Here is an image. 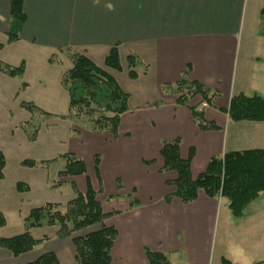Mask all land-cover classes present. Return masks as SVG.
I'll use <instances>...</instances> for the list:
<instances>
[{"label": "crops", "instance_id": "crops-1", "mask_svg": "<svg viewBox=\"0 0 264 264\" xmlns=\"http://www.w3.org/2000/svg\"><path fill=\"white\" fill-rule=\"evenodd\" d=\"M9 2L0 0V42L3 43L0 62L17 66L23 61L24 73L18 78L0 71V108L15 104L22 108V101L32 102L39 108L41 105L57 107L58 104L50 100L49 92L53 87L58 88L59 83L61 85L62 73L67 69L63 68V62L68 61L69 53L73 51L84 54L103 68L105 55L116 45L120 71L124 66L126 74L127 56L132 54L140 60L136 67L137 76L132 79L137 82L140 107L145 108L146 102L150 106L148 110L131 115L123 127L124 115L120 116L118 133L125 142L132 139H129L132 134L128 129L132 133L137 130L130 150L129 146L119 145L118 139L109 134L100 141L99 137L77 129L71 121L72 125H68L69 120L61 118L67 120L69 130L74 131L69 151L73 156L80 158V152L86 153L85 142L102 143L98 151H89L92 157L98 153L101 155L98 158V185L92 186L87 178L85 190L88 183L96 191L103 211L109 213L104 224L117 231L110 249V264H149L145 248L163 253L170 264H210L215 226L218 224L225 232L233 227L226 199L209 198L199 191L195 200L183 203L172 195L174 187L165 183L174 180L176 173L161 171L163 160L159 151L163 142L179 138V156L186 159L192 151L190 172L195 177L205 169L212 156L227 151L264 149V121H232L222 110L238 93L246 96L258 94L264 98V31L258 30L264 22V16L260 15L264 0H23L25 20L19 38L8 43ZM259 45L262 47L257 48ZM51 56L56 62H49ZM183 75L200 84L208 94L215 91L221 102L208 103L195 94L186 95L185 103H179L178 94L173 89ZM22 82L26 84L24 88H21ZM120 88L126 92L122 86ZM128 95L129 103L131 96ZM44 100L49 102L43 104ZM191 107L216 128H199ZM127 111L131 112L130 107ZM47 113H50L47 118L51 128H55L59 119L54 116L60 114ZM20 114L22 118L19 120L11 118V114L5 115V138L12 139L16 131L18 139L24 143L37 144L39 151H51L55 140L50 139V135L45 137V133L54 130H50L49 125L46 127L42 118L36 139L29 141L21 124L28 121L31 114L27 110ZM86 134L92 136L90 141ZM49 140H53L52 143ZM0 151L5 157L4 150ZM49 161L48 158L39 159L32 167L21 164L29 175L24 181H15L13 190H6L4 187L9 186H4L5 157L4 176L0 181V212L5 217V225L0 228V236L16 235L6 232L8 220L2 203L7 194L12 203L28 198L37 177L41 181L40 191L46 195L58 191L65 182L76 188L75 175L61 176V170L56 172V179L52 182ZM145 161L150 162L145 164ZM116 178L121 184L118 190L128 192L125 199L117 195L123 202L120 210H105L101 201H109L112 196H107L104 188L109 191L110 185L115 186ZM17 182L25 184L28 190L17 191ZM85 190L77 191L83 193ZM129 194L134 197L133 201ZM70 199L64 203L46 202L64 205ZM253 203L247 206L241 218L236 219L242 220L245 229L238 230L235 237H221L212 264H221V257L234 264L248 259L253 264L264 259V256L257 258L264 255V238H261L264 234L260 229L263 216L257 209H250ZM43 227L54 229L47 237L56 240L55 246L45 252H53L59 264L66 261L79 264L70 238H58L55 225L31 228L32 236L35 230ZM232 248L236 252L231 251ZM33 249L13 256L0 248V264H27L40 255L32 254Z\"/></svg>", "mask_w": 264, "mask_h": 264}, {"label": "trees", "instance_id": "trees-1", "mask_svg": "<svg viewBox=\"0 0 264 264\" xmlns=\"http://www.w3.org/2000/svg\"><path fill=\"white\" fill-rule=\"evenodd\" d=\"M9 13L11 22L7 32L8 43L19 38V31L25 20L23 0H10ZM260 15L264 16V7L260 10ZM2 47L3 43L0 42V49ZM69 58L72 65L65 69L61 76V85L68 94V108L66 114L59 117L75 124L82 120L83 125L93 131H106L116 136L120 116L128 110V93L120 88L110 73L84 54L73 51L69 53ZM48 60L56 62L52 56ZM126 63L127 76L131 79L136 78V67L140 60L135 55L129 54ZM103 65L121 70L116 45L105 55ZM0 71L9 77L21 78L24 73V62L17 66L0 62ZM25 85L22 82L21 88ZM173 90L178 94L177 101L181 104L185 103L186 95L191 97L195 94H199L202 100L211 102L207 91L197 82L189 81L185 75L176 83ZM20 106L31 114V118L22 123L21 128L27 139L33 141L36 139L42 118L48 117L50 113L43 111L32 102L22 101ZM190 109L199 128H216L214 124L206 122L201 113L192 107ZM222 110L232 121L263 122L264 98L258 94L246 96L238 93L230 98L228 106ZM179 142V138L163 142L159 154L163 160L161 171L171 170L176 173L174 180H167L165 183L174 187L172 195L183 203L195 200L198 192L202 191L209 198H225L231 216L240 218L247 206L264 191V149L227 151L222 155L212 156L205 169L192 177L190 172L192 151L189 152L188 158H181ZM62 156L66 165L60 171L61 176L81 175L85 172V165L81 159L69 153ZM21 164L32 167L37 162L24 159ZM93 164L97 170V155L93 159ZM4 166L5 157L0 151V181L3 179ZM15 188L20 192L28 190L22 182H17ZM60 206L59 203L45 202L31 208L25 217V231L10 237L0 236V248L8 250L13 256L23 254L40 241L48 239L47 236L35 239L30 232L31 228L57 225L56 236L70 238L79 264H110V249L117 237V231L114 227L104 224L109 213L103 211L101 203L96 198V191L90 184L87 183L85 192L76 191L74 196L63 205L64 211L59 209ZM4 225L5 217L0 212V228ZM90 227L95 229L83 235H74ZM145 254L149 264H170L167 257L159 251L145 248ZM27 264H59V261L53 252H45ZM221 264L234 263L221 257ZM254 264H264V261H257Z\"/></svg>", "mask_w": 264, "mask_h": 264}, {"label": "rangeland", "instance_id": "rangeland-1", "mask_svg": "<svg viewBox=\"0 0 264 264\" xmlns=\"http://www.w3.org/2000/svg\"><path fill=\"white\" fill-rule=\"evenodd\" d=\"M264 22H262L261 26H259L260 31H264ZM261 40V38H260ZM261 42V41H260ZM262 42L264 45V37H262ZM258 43V42H257ZM262 45L257 46V48H261ZM262 53L264 54V46L262 49ZM242 54V53H241ZM238 56V54H237ZM264 57V56H263ZM68 61H64L63 62V68H68V65L71 67L72 63L70 61V58H67ZM68 63V65H67ZM104 69H108L112 75L116 78V80L119 82L120 86H122V88H124L126 90V92H128L131 96V99L129 101V107L131 112L127 113H123L121 114V116L124 115L123 120H122V127L125 125H127L128 121H130L131 115H134L140 111H144V110H148L150 106V103L146 102V104L144 105L145 108L142 109V107H140L141 105H139L138 103V94H139V90H138V86H137V82H133V79L129 78L125 72V67L123 66V71H118V70H114V69H110L106 66L103 65ZM175 88V87H174ZM166 89V88H163ZM186 93V91H185ZM49 94L51 95V99L50 100H54V103H57L58 106L57 107H47L46 105H41L42 107H40L42 110L47 111V112H51V113H55L56 115H61V114H66L67 112V108H68V94L66 92V90L64 88H62V86L59 83L58 88L53 87L52 90L49 92ZM208 96L211 98L212 102L215 103H220L221 99L219 96L217 97V93L215 91H210ZM47 100L43 101V104H46ZM49 102V100L47 101ZM218 103V104H219ZM128 107V108H129ZM21 112H25V110L23 108H20L17 104L13 105V106H9L6 109L4 108H0V149L4 150L5 153V157L7 160V168H6V179L4 182V186H9V188L4 187V189L6 190H13L12 189V185L14 184L15 181H21V180H25V178L29 175L27 172L28 170L25 168H23L20 164V160H24V159H33L35 161L39 160V159H50L49 161V166H48V172H49V176L50 179L52 180V182H54L53 180H55V175L56 172L59 170H63L65 168L66 165V161L63 158V154L65 153H69L71 154V152H69L71 150V146H72V139H73V130H69L68 125H72V123L69 121V124L67 125L68 121L64 120L62 121V119L59 116H54L55 118L59 119L56 122L55 128H51L50 126V120L49 118H47V116L43 118L44 120V124H46L45 126L47 127L49 125L50 130H54L53 133H45V137H47L48 135H50V139L55 140L52 144L51 147V151H39L37 148V144H31V143H24L22 140L18 139V135L17 132L15 131L13 134L12 139H6L4 132H3V121L5 120V115L6 114H11V118L15 119V120H19L21 117ZM36 117V116H35ZM38 117V116H37ZM61 119V120H60ZM80 122L78 124H75L76 128L78 129H84V131H87V133H92V136L95 137H99V140H103L105 139L106 135L109 134V136H111L113 139H118V144L119 145H126L129 146L128 150L131 149L130 144L133 140V137L136 136L137 134V130L134 131V133H132L133 131H131V129H128L130 131V133L132 134L131 137L129 139H131V141H129L128 143L125 142L122 139V135L119 137V133H118V129L117 128V134L116 136H113L111 133L106 132V131H93L90 128H87L83 125V121L79 120ZM78 122V121H77ZM82 123V124H80ZM122 131L124 132L125 130L122 129ZM82 133V132H80ZM85 134V133H84ZM81 135V134H80ZM83 135V134H82ZM69 136V137H68ZM87 137V139L89 140L90 137L89 134L85 135ZM7 137V136H6ZM53 140H49V143H52ZM100 140V141H101ZM90 141V140H89ZM86 153H82L80 152L82 157H77L79 159H81L84 162V165L86 166L85 168V172L81 175H75L73 176L76 182V188L73 186H71L70 183L65 182L62 183L61 187L59 188L58 191H54V192H47L48 195H46L44 193V191H40V179L39 177L35 178L37 179V182L35 184H33V192L31 194V196H29L28 198H21V200L18 199V203L13 202L12 203V198L9 194H7L8 196L6 198H3V210H5V214L8 220V227L7 229V233L10 234H20V232L25 231V228L23 226V224H26L25 221V217L28 215V212L31 208L40 206L42 203L46 202V201H59L61 203H64L65 200H67V198H71L72 195L74 196V194L76 193L77 190H85V185H86V181L87 178L89 179V181L91 182L92 186H96L97 184V170H95L94 168V164H93V159L95 157V155L92 157V155L90 154V150H95L98 151L99 148L101 147L102 143H83ZM101 144V145H100ZM125 149V148H123ZM237 151V150H235ZM87 152H89L87 154ZM94 152V151H93ZM73 155V154H71ZM101 155L100 153L97 154V158H100ZM150 161H145V164H149ZM23 169V170H22ZM26 171V172H25ZM4 176V174H3ZM54 176V177H53ZM62 178V177H61ZM60 178V179H61ZM50 180V181H51ZM116 185L112 186L110 185L109 191H107L104 188V192L106 193V195H110L111 200L109 201H101L104 209L105 210H120L122 208L123 202L120 201V199L118 198L117 195H122L123 198L125 199L126 197V192H128V190H118L119 187H121L120 181L116 178ZM3 187V186H2ZM108 187V186H106ZM114 188V190H113ZM118 190V191H115ZM102 195V194H101ZM131 196V200H134V197L129 194ZM99 199L102 200V196L99 195ZM254 202L252 205L253 207L250 209H257L258 213H261L263 216V220L261 221V227L260 229L262 230L263 234H264V191L261 192L258 197L252 201ZM251 202V203H252ZM250 203V204H251ZM249 204V205H250ZM248 205V206H249ZM60 210L64 211V206L61 205L59 207ZM245 213V210H244ZM243 213V214H244ZM230 215V214H228ZM243 216V215H242ZM241 218V217H240ZM231 221L233 222V227L229 228V230L227 232L224 231V228L219 227L218 224L215 226V229L213 230V237H212V251H211V257H210V264H212V260L215 258L216 252H217V247L219 246V241L221 239V237H225V236H230V237H235L236 235H238V230L239 231H243L244 226L242 227V220H236L239 218H233L231 217ZM57 228L58 226L55 225ZM23 228V229H22ZM95 227H90L84 230H81L79 232H76L74 235H83L91 230H94ZM54 229H51L49 227H43L42 229H38L35 230L33 232V237L35 239H40L43 236H51L53 234ZM264 238V235L261 237ZM260 238V239H261ZM57 239V238H54ZM56 240H53L52 238H48L46 239L43 243L41 244H37L34 249L32 254H41L44 253L47 250H51L53 248V246H55ZM233 247V246H232ZM263 250V249H261ZM233 252H236L235 249L232 248ZM232 252V253H233ZM237 254V253H235ZM238 255V254H237ZM261 257H257L258 259H261L264 255H260ZM239 258H242V256H239ZM264 258V257H263ZM241 260V259H240ZM244 260V259H243ZM247 260V259H246ZM262 261H264V259H262ZM246 262V263H245ZM242 261L240 264H251L250 259H248L247 261ZM63 264H68L67 261L63 262ZM254 264V263H253Z\"/></svg>", "mask_w": 264, "mask_h": 264}]
</instances>
